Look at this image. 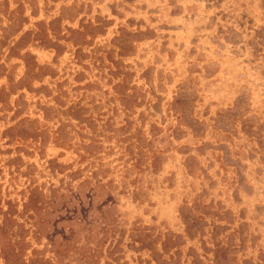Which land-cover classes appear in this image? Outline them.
Listing matches in <instances>:
<instances>
[{"label": "rangeland", "instance_id": "1", "mask_svg": "<svg viewBox=\"0 0 264 264\" xmlns=\"http://www.w3.org/2000/svg\"><path fill=\"white\" fill-rule=\"evenodd\" d=\"M0 264H264V0H0Z\"/></svg>", "mask_w": 264, "mask_h": 264}]
</instances>
